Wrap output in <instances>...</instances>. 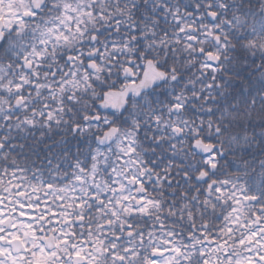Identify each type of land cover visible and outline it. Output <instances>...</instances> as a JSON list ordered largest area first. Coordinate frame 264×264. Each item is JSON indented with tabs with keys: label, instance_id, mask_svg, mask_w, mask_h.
<instances>
[{
	"label": "snow or ice",
	"instance_id": "6c2138e0",
	"mask_svg": "<svg viewBox=\"0 0 264 264\" xmlns=\"http://www.w3.org/2000/svg\"><path fill=\"white\" fill-rule=\"evenodd\" d=\"M0 264H264V0H0Z\"/></svg>",
	"mask_w": 264,
	"mask_h": 264
}]
</instances>
